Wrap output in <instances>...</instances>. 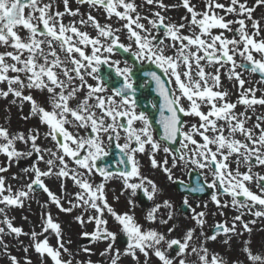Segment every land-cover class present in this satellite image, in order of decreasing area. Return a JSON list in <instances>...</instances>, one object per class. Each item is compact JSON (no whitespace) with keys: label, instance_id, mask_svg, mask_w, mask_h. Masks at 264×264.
<instances>
[{"label":"snow or ice","instance_id":"obj_1","mask_svg":"<svg viewBox=\"0 0 264 264\" xmlns=\"http://www.w3.org/2000/svg\"><path fill=\"white\" fill-rule=\"evenodd\" d=\"M75 3L87 5L88 11L81 12L79 7L73 10L70 0H0V85H6L0 88V97L11 95L12 103L19 101L21 106L28 103L31 116L47 127L41 137L39 129L13 135L0 126V154L6 157L0 162V216L4 217L0 220L4 225L0 226V245L5 255L11 264H21L8 253L4 236L29 235L33 241L30 246L42 257L47 254L54 264H73L71 258L61 259V250L72 257L65 246L71 241L63 240L60 225L51 213L46 215L39 234L23 232L8 217L9 209L23 207L38 188L61 211L82 208L84 213H95L76 219L81 225L94 223L95 230L82 235L108 242L100 255L108 256L110 264H119L122 255L140 264L138 253L145 258L143 264H148L150 254L159 264H224L222 257L210 254L208 242L215 241L221 232L241 235L237 223L251 232L249 223L255 221L244 222V209L257 218L264 217V175L253 172L254 167L264 166V114L257 115L256 122L248 126V111L255 114L257 105L264 106V89L246 88L245 84L253 81L243 75H258L255 84L264 85V18L254 17L256 9L264 7V0H253L252 6L248 0H203L201 11L191 0H182L190 18L184 16L181 20L187 23L166 22L162 11L170 6L164 0ZM60 4L63 11L59 10ZM144 5L160 10L149 9L150 17L142 14ZM94 11L103 12L104 23L92 14ZM66 17L72 19L66 23ZM89 27L95 35L84 30ZM185 29L189 34L184 33ZM223 68L227 69V79L235 81V102L228 99V91L221 90ZM33 91L47 94L48 108L38 103ZM257 91L261 92L259 97ZM151 93L155 97L149 101L147 95ZM142 98L145 103H141ZM238 105L244 111L237 112ZM153 110L159 113L155 123L161 126L162 134L154 128ZM41 139H50L53 147L38 144ZM17 142L25 148H18ZM113 147L120 157L115 171L106 162ZM34 155L38 156L37 162L22 170L31 172L29 182L19 189L7 184L3 174L12 164ZM140 155H146L151 167L161 169L173 182L174 170L189 166L199 170L204 183L186 188L192 193L214 190L211 202L218 210L231 206L240 214L230 225L217 223L216 234L209 236L203 231L206 212H196L185 198L183 204L192 213L190 219L201 231L197 234L196 227H192L180 238H169L175 227H168L164 233L141 225L132 212L135 203L131 199L130 212L117 213L106 196L110 181L122 182L121 194L131 190L135 196L142 189L148 200L159 191L155 182L142 174ZM41 161L43 170L38 166ZM48 177L60 180L62 188L66 180L77 187L74 201L67 200L72 207L64 208L62 197L49 190L43 179ZM254 177L258 192L247 186ZM224 197L230 198V204ZM163 206L173 207L169 201ZM160 207L155 205L147 212V222L157 223ZM203 207L206 209L207 204ZM106 213L127 238L123 252L114 248L117 233L109 230ZM173 217L174 212L169 211L159 224L168 225ZM50 229L57 237L55 248L47 237L37 240ZM23 250L27 253L28 246ZM245 251L250 264H264V255ZM24 264L31 261L25 260ZM87 264L93 262L89 259Z\"/></svg>","mask_w":264,"mask_h":264},{"label":"rangeland","instance_id":"obj_2","mask_svg":"<svg viewBox=\"0 0 264 264\" xmlns=\"http://www.w3.org/2000/svg\"><path fill=\"white\" fill-rule=\"evenodd\" d=\"M221 3H225L226 0H219ZM137 3H141V0H137ZM164 3L166 5H169L167 11H162V15L166 17V22L171 21L175 23L184 22L187 23V21H182L181 18L184 16H189L190 14L187 13L186 9L182 7V0H164ZM191 3L195 4L197 6V10L201 11L203 10L204 3L203 0H191ZM249 6H252L253 0H248ZM172 5H175V7H171ZM73 10L77 7L80 8L81 12H87L88 6L87 5H77L75 3V0H70L69 5ZM149 9L152 11H159L160 9L155 8L153 6L144 5L143 13L149 15L151 17V12H149ZM59 10L63 11V5H59ZM94 16L97 17V19L100 20L101 23L105 22L104 14L102 11H94L92 13ZM254 17L257 19L264 18V7H258L256 9V12L254 13ZM229 19H233L234 17H228ZM72 19L71 17H66L65 22L67 23L68 20ZM264 22V21H262ZM144 23L147 24V21H144ZM118 26V25H117ZM88 31L90 34L95 35V31L92 28H86L84 29ZM94 32V33H92ZM185 34H189L188 30H184ZM121 40L124 43H128L127 39L123 34H121ZM3 49H0L2 51ZM117 59H122L121 57L117 56ZM211 71L212 69H207ZM239 71V69H238ZM227 69L223 68L221 69V82H222V88L221 90H226L230 93L228 99L232 102H235L238 98L237 96V90L233 85L235 84V81H229L226 76ZM244 78L251 79L253 81L252 84H245V87H258L260 89H264V85H256L255 81L258 80V78L255 75H250L249 73L245 72ZM91 82V81H90ZM0 88H6V85H0ZM27 94V91H26ZM32 94L34 95V98L40 103L42 106L48 108L49 104L47 103V94L46 93H40L38 91H33ZM257 97L261 95L260 91H257L256 93ZM13 97L10 95L7 98L0 97V126L5 127L9 130L10 134H16V133H27L30 130L39 129L41 133V137L44 136V134L47 132V127L45 125L40 124L39 119L37 117L31 116L30 114V105L28 103H24L23 106L20 105V102L17 101L16 104L12 103ZM187 106V105H185ZM261 106H256L255 114L251 110L248 111V115L251 116V120L248 122V126H251L253 123L256 122V116L264 114V107L260 109ZM207 111V108L204 109ZM237 112L244 111L243 106L238 105ZM24 117H28L25 119ZM191 120L192 118H188ZM38 144H41L43 147H53V142L49 140H39L37 141ZM162 147L165 146L164 144L161 145ZM17 147L20 149L25 148V146L19 142H17ZM47 158V156H46ZM140 163H141V170L142 174L146 176L145 171L150 166V163H148L147 160L142 159V155L139 157ZM157 158L162 159V154L158 155ZM6 160V157L2 154H0V162H4ZM38 160V156L34 155L31 158L27 159H21L19 163H13L12 166L9 168L7 173H4L3 175L6 177V183L12 185L14 189H19L26 185L29 180L28 177L31 176V172L25 173L22 170L25 168H30L33 164H35ZM42 170L45 168V165L43 161H41L38 165ZM73 166V165H70ZM186 170L185 178L180 177L178 172ZM192 167L189 166L188 168L181 167L180 170L177 172L175 171V180L189 183V174L192 172ZM160 174H162V171H159ZM196 172H199V170H196ZM255 173H259L260 175H264V166H260L254 171ZM13 176L20 177V179H12ZM204 177V176H203ZM255 178V177H254ZM45 184L49 188L50 191H52L54 194H59V192H62V204L64 208H70L72 207L71 204L67 202L69 199V193L70 188L72 187L71 180H66L64 182V187L58 188L61 186V183H57V179L55 177H48L43 178ZM97 180L101 179L100 177H96ZM209 181L211 180V177L208 178ZM168 193L173 194L175 197V201L172 203V210L174 211L175 216L180 217L183 220L187 221L188 227H196L197 234L201 231L200 227L195 225V222L190 219L192 213L189 211L188 214L181 213L178 209L180 204H183V201L185 198L188 199L189 204L193 209L196 210V212L205 211L206 216L205 224L203 226V231L211 236L209 234V230L211 228H215V225L217 223H224L227 222L228 225L232 223L233 217L236 215H239L240 213L237 211V209L232 208L231 209H222L218 210L215 208V204L211 202V195L208 197H205L203 199L194 198L191 196H183L181 195L175 188V182L170 181L168 183ZM120 186L122 185V182L118 179H114L110 181L106 185V196L108 203L113 207V209L120 214H123L125 212H130V205L128 203L129 199L133 200L135 203V208L132 210L134 213V216L136 220L145 227H156L159 231L162 232V229L164 228V225L159 224V219L157 220V223L155 225H152L150 222H147L145 217L147 215V212L154 207L155 205H159L160 201L163 200L162 191H158L155 195L153 200H148L146 194L144 191L138 190L137 194L135 196H132L130 194L129 198H124L121 194V191L119 190ZM146 187H148L146 185ZM165 187H162L164 189ZM257 188V187H256ZM131 191V190H130ZM149 191H151L149 187ZM214 191V190H211ZM258 192V189H257ZM59 196V195H57ZM161 196V197H160ZM116 197H119V199H116ZM161 198V199H160ZM243 199V197H241ZM224 201H227L230 203L229 197H224ZM50 198L48 197L47 193L43 192H34L32 194V198L29 200H26L23 207H12L8 210V217L12 220V223L14 226H17L19 223L23 222L26 226H29L31 228H34L37 226L38 217L35 213H38L39 211H43L44 215H47L48 213H51V216L56 223L61 224V228H67V233L71 235L74 239L82 238V233L87 231L89 229V223L85 225H81L80 222L76 219L78 216L83 215L85 219L87 218V213H84L82 208H72L70 212L61 211L55 204L50 203ZM207 204V208L205 209L203 205ZM197 205H200V207H197ZM0 207H3V205H0ZM230 207V206H229ZM259 207V206H257ZM244 211L243 220L244 222H250L255 221V223H249V228L251 229V232L244 231L240 224L237 223V231L241 232L242 234L239 236L233 235L231 233L229 234H223L218 235L217 239L215 241H209L208 246L210 247V254H217L220 257L223 258L224 264H236L238 261L239 264H250V261L246 257V249H249L253 254L258 255H264V224H260L256 221L259 218L251 215L248 213L246 209L242 210ZM255 211V209H253ZM223 213L222 215L220 213ZM158 217V216H157ZM3 216H0V220H3ZM108 220V228L109 230L117 233V240L120 237H125L121 232L118 224L115 222V220L108 215L105 214V217ZM0 226H4L3 224H0ZM7 232V228H6ZM54 233V232H53ZM8 235L4 236L5 242L8 244V250L10 242L6 240ZM54 237V235H53ZM117 240L114 245V248H118L123 252V250L126 248H121L117 245ZM227 241V243L225 242ZM250 242V243H247ZM107 241H101L97 245H91L86 246L84 248H89L90 252H85L83 249L79 252H71V248H68L70 252L73 254L72 257H69L68 254L63 253V250H61L62 255L61 259L67 260L72 259L73 264H80V262H84V264H87V261L90 259L93 264H110V258L108 256H101L100 253L104 251V249L107 247ZM49 244L53 246L54 248L55 244L49 240ZM9 254L13 256V253L11 250H9ZM16 257L18 260L21 261V264H24L25 260H30L31 264H54V262L49 257H39V258H31L28 259L27 256H25V253L23 250L16 251ZM140 264H143L144 262V256L142 254L138 253ZM8 258V260H7ZM7 258L4 253L3 245H0V264H11L9 261V256L7 255ZM8 261L5 263V261ZM119 264H136V261H134L130 256H124L122 255L120 258ZM148 264H159L157 258L152 256L150 254V258L148 261Z\"/></svg>","mask_w":264,"mask_h":264},{"label":"bare ground","instance_id":"obj_3","mask_svg":"<svg viewBox=\"0 0 264 264\" xmlns=\"http://www.w3.org/2000/svg\"><path fill=\"white\" fill-rule=\"evenodd\" d=\"M92 33H94V32H92ZM142 157H143L142 159H145V160L148 161V163H150L149 160H148V157L146 155H142ZM157 159L161 160L159 158H157ZM257 168L258 167H254L253 168V172ZM179 170L180 169H178L177 172ZM159 171H162V170L159 169V168L153 169L151 167V165H150L146 169L145 174H146V177H148L149 179H151L152 181L155 182V184L158 186L159 191H162L160 193H162V195H163V200H161L160 203H159V205H161V207H160V209H159V211L157 213V216H158V218H167L168 212L169 211H173V210L164 207L163 206L164 205V201H169L172 204L173 201H175V197H174L173 194L168 193V190L166 189L169 186L168 185L169 179L167 178V175L163 171H162V174H160ZM175 171L176 170H174V172ZM241 171H246V169L244 167H241ZM178 174L180 175V177L185 178L186 170H182V171L178 172ZM59 183H61V181L57 180L56 184H59ZM71 184H72V187L70 188V193H69L68 198L69 199H73V201H74V196H75V193L78 191V189L73 184V182H71ZM247 186L253 192H257L255 178L253 179V182L248 184ZM162 187H165V188L162 189ZM58 188H61V186L58 187ZM122 189H123V186H120L119 190L121 192H122ZM130 194H131V191L128 190V191H124L122 195H123L124 198H129ZM57 195H59L60 197H63L62 196V192L61 193L59 192V194H57ZM63 198H65V197H63ZM215 208H217L216 205H215ZM222 209L228 210V209H231V206L228 207V208H222ZM222 209H219V210H222ZM35 214L37 215L36 217H38V222H37V226L36 227L31 228L29 226H26L23 222L19 223L17 225V227H21L23 232H25V233H31L33 231L38 233V234L41 233L42 232V226L45 224L46 215H44L43 211H39L38 213H35ZM87 214H95V213L92 210H90L89 213H87ZM58 224L60 225V228H61V224L60 223H58ZM89 226L90 227H89V229H87V232L91 233V232H93L95 230V225H94V223H89ZM168 227H175V229H176L174 232H172L170 234L169 238H180V237H182L185 234V231L187 229H190V227H188L187 221L181 219L178 216H175V214H174L173 220L169 221L168 225H164V228L162 229V232L166 233ZM61 233H62V238H63L64 241H71L70 244L66 243L65 246L67 248H71L72 249L71 252H76V254H77V252L81 251L86 246L97 245L99 243L97 241L92 240L91 237H85L83 235H81L82 238L74 239L71 235H69L67 233V228H61ZM53 235H54V237H53ZM45 237L48 238V241L50 240L51 242H53L55 244V246L57 245V237H56L55 233H53V231L51 229L49 230V232L44 233L43 235H38L37 236V240L38 241H42ZM6 240H8L10 242V244H9V248L10 249L9 250H11V252L13 253V256H15V257H16V251L23 250V248L25 246H28V252L27 253L24 252L25 256H27L28 259H31L33 257L34 258L41 257V255L38 254L34 250V247L30 246V245H32L33 241L31 240L29 235H21L19 237H16L14 234H10V235H8ZM20 241H23V243H20ZM207 247L210 250V247L208 245H207ZM9 250H8V253H9ZM5 256L7 258V255H5ZM43 256L49 258V256L47 254H44ZM7 260H8V258H7ZM7 260L5 261V263L8 262ZM9 261L11 262V260H9Z\"/></svg>","mask_w":264,"mask_h":264},{"label":"water","instance_id":"obj_4","mask_svg":"<svg viewBox=\"0 0 264 264\" xmlns=\"http://www.w3.org/2000/svg\"><path fill=\"white\" fill-rule=\"evenodd\" d=\"M155 96V93H151V94H148L147 95V100H149L150 101V99H152L153 97ZM146 101L142 98L141 99V103H145ZM159 114V113H158ZM156 116H157V114H156ZM156 116L154 117V119L156 118ZM159 129H160V131L162 130V128L161 127H159ZM160 134H162V131L160 132ZM177 146V145H176ZM112 153H113V156H111L110 158H109V161L107 162L108 164H110L111 165V169L113 170V171H115L116 169H115V164L113 163V160L115 159V157H116V160L118 161L119 160V150L118 149H114L113 151H112ZM191 181H192V185L191 186H188V188H190V187H197V186H199L200 184H203L204 182H203V180H202V178L198 175V174H194V175H192V177H191ZM188 188H186V185H184V184H182L181 182H177L176 183V189H178L183 195L184 194H188V195H194V196H198V197H205L207 194H209V191L208 190H206L204 193H192V192H190L189 190H188ZM42 189H36V191H41ZM184 207V206H183ZM181 208L183 211L185 210V212H186V209H184V208ZM212 233L213 234H216V229L215 230H213L212 231ZM222 233V232H221ZM121 245L123 244V246L127 243V241L125 240V239H123L121 242Z\"/></svg>","mask_w":264,"mask_h":264},{"label":"flooded vegetation","instance_id":"obj_5","mask_svg":"<svg viewBox=\"0 0 264 264\" xmlns=\"http://www.w3.org/2000/svg\"><path fill=\"white\" fill-rule=\"evenodd\" d=\"M258 222L264 224V217H259Z\"/></svg>","mask_w":264,"mask_h":264}]
</instances>
